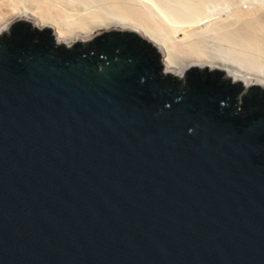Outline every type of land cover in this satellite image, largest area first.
Here are the masks:
<instances>
[{"label":"water","instance_id":"obj_1","mask_svg":"<svg viewBox=\"0 0 264 264\" xmlns=\"http://www.w3.org/2000/svg\"><path fill=\"white\" fill-rule=\"evenodd\" d=\"M158 69L192 87L167 89ZM212 75L260 102L234 111ZM0 264H264V78L182 63L137 26L14 21L0 32Z\"/></svg>","mask_w":264,"mask_h":264},{"label":"bare ground","instance_id":"obj_2","mask_svg":"<svg viewBox=\"0 0 264 264\" xmlns=\"http://www.w3.org/2000/svg\"><path fill=\"white\" fill-rule=\"evenodd\" d=\"M13 1L14 0H0V32L7 28L8 24H10V22H12L17 17H19L20 19H26L34 23L44 24L64 34H75L87 29L112 24H127L137 26L141 29L155 34L167 46L172 55L182 63H195L202 60H208L228 64L239 73L264 78V72H261L259 69H253L250 66L247 67L241 65L235 62L236 59L226 60L224 58H221L220 56L219 58H217V56H214L212 54L209 55L200 53L198 50L199 47L197 48V43V46H195V42H197L195 34L191 32L192 30L189 31L187 28V24L191 21L190 19L192 18L189 19V22L188 17L187 21L185 19V17L189 13L198 14L200 19L201 17L203 19L200 20L196 17L194 18L200 20L201 26H204L202 25L203 23H201L202 20L208 19L213 21L214 19L217 21V23L213 24H217L216 26H218L216 30H218L222 26H225V29H228L229 27L232 32L238 31L239 34H245L252 42L251 46L256 47L259 50V53L261 52L264 55V0H175L177 1L178 5H180V8L183 7L185 8V12L188 11V14L185 13L186 16L183 15L184 19L182 20L184 21H180L183 24L178 21V24H180L179 26L174 25L175 22L174 24H172V21L175 19L174 17L178 15L172 16V14L171 16L173 18H170L172 19V21H169V16H166V14L169 12L165 9L168 6H164L163 0V2L161 0H105L111 5V8L113 7L115 9L118 16L105 18L103 17L102 20H97L99 19V17L96 18L93 15H90L91 11L88 12V10H86V7L84 8V10L82 9L83 7L80 8L81 6L79 7V3L83 2L82 0H29L36 5L37 9L35 8V10H32L33 7L28 10L21 9L20 11H16V14H14L15 11L12 8V6L15 5ZM171 1L174 0H167V3H171ZM170 6L173 7L174 5L170 4L169 7ZM182 9L178 10L181 11ZM171 11L174 10H170V12ZM175 12H177V9L175 10ZM190 15H192L191 17L194 16V14ZM192 21H194L195 23L196 20ZM192 21L190 23H192ZM196 23L198 25V21H196ZM204 23H206L205 20ZM208 23L210 24V22ZM212 25L210 27H213ZM206 26V28L209 29V26ZM198 28L201 27L198 26ZM225 29L224 31H226ZM235 33H232L235 36V38L232 37L233 39L243 37L242 35L236 34V38ZM232 34L230 35L229 33L230 36H232ZM223 35L225 38L226 33H224ZM227 37L226 40H224L226 42L228 41V39H231V37H229L228 39ZM247 40L248 39H246V41ZM242 48L241 51L247 50V52H249L248 49H244V47ZM257 49L255 50L256 52L258 51ZM249 50H252V48H250ZM256 52L254 53L256 54ZM246 53H243V55H246ZM260 57L258 58L259 61L262 58Z\"/></svg>","mask_w":264,"mask_h":264},{"label":"rangeland","instance_id":"obj_3","mask_svg":"<svg viewBox=\"0 0 264 264\" xmlns=\"http://www.w3.org/2000/svg\"><path fill=\"white\" fill-rule=\"evenodd\" d=\"M83 2H80L79 3V7L80 8H82L83 10H84V8L86 7V10H88V12H90V15H93L94 17H96V18H98L99 17V19H97V20H102V18L104 17H117L118 16V14L116 13V11H115V9L112 7L111 8V5L109 4V3H107L105 0H82ZM162 1V0H161ZM164 1V2H163ZM162 2H163V4H164V6L165 7H167V8H165L169 13H167V11H166V16L168 17V19H169V21H172V19H170V18H173L172 16H175V15H178V16H175L174 18V20L172 21V24H174V22H175V24L174 25H180V24H178V21L180 22V21H184V20H182V19H184L183 18V15H185V13L186 14H188V11H184L185 10V8H183V7H181L180 8V5H178V3H177V1H175V4H174V1H171V3L170 2H168L167 3V0H163ZM165 1H166V3H165ZM13 3L15 4L14 6H12V8L14 9V11H15V13L14 14H16L17 12L16 11H20L21 9H31L32 7V10H35V8H36V5L33 3V2H31V1H29V0H14L13 1ZM18 3V4H17ZM34 6H33V5ZM82 4V5H81ZM170 4H172V5H174L173 7L172 6H170L169 7V5ZM84 5V6H83ZM30 6V7H29ZM183 8V9H182ZM37 9V8H36ZM177 9V12H175V10ZM178 9H182L181 11H179ZM170 10H174V11H171L170 12ZM174 12V13H173ZM180 12V13H179ZM52 13H55V12H52ZM177 13V14H176ZM184 13V14H183ZM173 14V15H172ZM190 14H194V16L193 17H191L192 15H190ZM172 15V16H171ZM182 15V16H181ZM186 16V15H185ZM184 16V17H185ZM190 16V17H189ZM101 17V18H100ZM178 19H177V18ZM187 17H188V22L191 20H196V21H198V25H197V23H196V21H195V23H194V21H192V23H188L187 25H188V30L189 31H191V32H193L194 34H195V37H196V40H197V42H195V44L197 43L198 44V46H197V44L195 45V46H197V48H198V50H199V52L200 53H203V54H212V55H214V56H217V58H219V56L221 57V58H224V59H226V60H234V59H236V61L235 62H237V63H239V64H241V65H244V66H250L251 68H253V69H256V70H260L261 72H264V55L260 52L259 53V50L256 48V47H253V46H251L252 45V42L249 40V38L245 35V34H243L242 35V33L241 34H239V32L237 33L235 30V32H232L231 31V29L228 27V29H225V26H222V27H220L218 30L220 31H218V30H216L217 29V27L218 26H216L217 24H213V23H217V21L216 20H214L213 19V21L212 20H208V19H204L205 21H206V23H204V20H202L201 21V23H203L202 25H204V26H201L200 25V20L201 19H203L202 17H201V19H200V17H199V15L198 14H195V13H189L186 17H185V19H186V21H187ZM194 17H196V18H198V19H200V20H198V19H195ZM181 20H180V19ZM190 18H192V19H190ZM194 18V19H193ZM19 19V17H17V18H15L12 22H10V24H8V27L9 26H11L12 25V23L14 22V21H16V20H18ZM190 19V20H189ZM207 20H208V22H210V24L207 22ZM182 22H180L181 24H183ZM213 25H212V24ZM186 24V23H185ZM195 24V25H194ZM187 25H185V26H187ZM190 25V26H189ZM193 25V26H192ZM206 25H208L209 26V29L208 28H206L207 26ZM213 26V27H210V26ZM195 26H197V27H195ZM198 26L199 27H201V28H198ZM216 26V27H215ZM192 27V28H191ZM195 27V28H194ZM190 28V29H189ZM222 28V29H221ZM227 28V27H226ZM199 29V30H198ZM204 29V30H203ZM208 29V30H207ZM224 29L226 30V31H224ZM223 30V31H222ZM232 32V33H235V35L237 34H239V35H242L243 37H244V35H245V40H244V38L242 37H240V38H237V35H236V38L237 39H233L232 37H234L235 38V36L230 32V31ZM216 31V32H215ZM222 31V32H221ZM229 31V32H228ZM222 33V34H221ZM224 33H226V37H227V39L229 38V37H231V39H233V40H231V39H228V41L226 42V41H224V40H226V37L224 38ZM229 33H230V35L232 34V36H230L229 35ZM221 38V39H220ZM246 39H248L247 41H246ZM244 40V41H243ZM224 41V42H223ZM243 41V42H242ZM239 42V43H238ZM249 42V43H248ZM251 42V43H250ZM234 44V45H233ZM200 45V46H199ZM222 45V46H221ZM245 46H249L248 48L247 47H245ZM233 47H234V49H233ZM242 47H244V49H248V51L249 52H247V50H242L241 51V48ZM250 48H252V50H249ZM243 49V48H242ZM258 50L257 52L255 51V50ZM220 51V52H219ZM247 53H246V52ZM241 52H243V53H246V55H243V53H241ZM254 52H256V54L254 53ZM240 53V54H239ZM249 53V54H248ZM252 55H251V54ZM260 55H259V54ZM254 55V56H253ZM257 55V56H256ZM257 58H256V57ZM262 58H261V57ZM261 58L260 59V61L261 60H263V61H261V63H260V61L258 60V58ZM238 60V61H237ZM241 62V63H240ZM249 64V65H248ZM252 65V66H251Z\"/></svg>","mask_w":264,"mask_h":264},{"label":"flooded vegetation","instance_id":"obj_4","mask_svg":"<svg viewBox=\"0 0 264 264\" xmlns=\"http://www.w3.org/2000/svg\"><path fill=\"white\" fill-rule=\"evenodd\" d=\"M50 37V36H49ZM32 45H37L41 41V36L33 34L30 38ZM54 49H56L58 52H63V49L70 50L69 48H64L62 44H56L55 42L51 44ZM143 47L142 43H139V49ZM80 50V49H79ZM102 50V47L100 43L96 42V44L81 48V52L85 54H98ZM158 69L157 73L159 74V79L162 81L164 87L167 89H172L177 93L184 92L186 90H190L192 87L191 85L187 86L188 79H190V76L187 77V79L179 80L173 77L167 78V75H162ZM212 78L217 80V84L228 94H230V97L227 98L228 103L230 104L231 108L234 111L240 110L243 106L253 104L254 102H260L259 99L252 100L251 97H248L247 94L242 93L241 91L235 90L233 86H231L228 82H226L222 77L217 75H212ZM182 82H185L182 85ZM187 86V87H186ZM237 107H240V109H237Z\"/></svg>","mask_w":264,"mask_h":264},{"label":"trees","instance_id":"obj_5","mask_svg":"<svg viewBox=\"0 0 264 264\" xmlns=\"http://www.w3.org/2000/svg\"><path fill=\"white\" fill-rule=\"evenodd\" d=\"M67 53H71V50H68V51H67V50L63 49L62 54H67ZM153 58L156 60V63H157V65H158V59H157V58H158V55H157V53H155V56L153 55ZM159 67H160V65H159ZM188 85H191L190 81L187 82V86H188ZM187 86H186V87H187Z\"/></svg>","mask_w":264,"mask_h":264}]
</instances>
